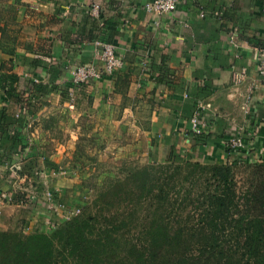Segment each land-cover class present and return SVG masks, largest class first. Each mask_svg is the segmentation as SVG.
Returning a JSON list of instances; mask_svg holds the SVG:
<instances>
[{"label": "crops", "instance_id": "0c3cea01", "mask_svg": "<svg viewBox=\"0 0 264 264\" xmlns=\"http://www.w3.org/2000/svg\"><path fill=\"white\" fill-rule=\"evenodd\" d=\"M149 1L0 0L5 23L0 46L9 35L13 52L0 58L19 76V91L27 95L28 81L34 78L56 85L40 95L32 117L68 110L70 68L92 61L95 40L105 39L115 45L123 65L112 76L76 90L74 113L81 115L80 121L86 115L104 135L118 128L117 135L127 136L128 142H147L149 149H157L158 160L171 146L183 155L192 151L193 142L190 118L181 113V106L189 99L187 91L208 81L211 93L196 100L206 132L215 138L204 146L203 160L228 162L231 154L225 147L235 134L263 158V85L254 47L264 44V0H181L174 12L162 15L145 11L143 4ZM92 3L100 5L102 27L90 16ZM162 63L171 70L169 81L184 82L182 90L157 82L153 68ZM243 68L246 76L236 82ZM121 96L136 101L119 103ZM5 103L0 97V107ZM14 108L16 114L23 110ZM26 118L28 128L29 113Z\"/></svg>", "mask_w": 264, "mask_h": 264}, {"label": "trees", "instance_id": "16d2710c", "mask_svg": "<svg viewBox=\"0 0 264 264\" xmlns=\"http://www.w3.org/2000/svg\"><path fill=\"white\" fill-rule=\"evenodd\" d=\"M4 27L0 14L3 35ZM3 52L13 53L11 48ZM155 72L158 83L183 89V81L168 80L171 70L163 63ZM35 79L28 81L24 95L9 61H0V97L6 101L0 107V166L12 169L14 160H21L26 117L35 114L40 95L56 89ZM211 86L203 81L187 91L181 113L191 118L196 100L209 95ZM80 87L70 83L69 100ZM15 105L24 111L16 114ZM205 128L188 132L191 152L180 155L171 146L158 164L109 179L94 200L80 206V215L51 233L0 231V264H264V157L250 164V178L238 185L232 166L247 159L232 154L228 162L204 161V146L215 141ZM225 149L229 154L235 150L229 144ZM0 198L10 205L25 202L24 193L12 186Z\"/></svg>", "mask_w": 264, "mask_h": 264}, {"label": "rangeland", "instance_id": "374dc122", "mask_svg": "<svg viewBox=\"0 0 264 264\" xmlns=\"http://www.w3.org/2000/svg\"><path fill=\"white\" fill-rule=\"evenodd\" d=\"M7 36L4 50L10 48ZM3 48H0V57L6 56ZM72 98L67 105L69 111L53 110L42 114L43 119L29 113L31 126L27 128L23 157L14 160L15 171L11 165L0 166V192H7L12 186L24 193L25 200L18 206L0 200V231L24 236L40 229L49 234L60 224L80 215L83 212L80 206L94 200L109 184V179L125 178L137 168L163 160H158L157 149H149L147 142H128L127 136L117 135L118 128L104 135L103 128H93L86 115L80 121L81 115L74 113L76 92ZM118 101L135 102L136 98L127 100L121 96ZM122 131L126 133L128 129L122 128ZM41 132L36 140L35 136ZM244 149L243 154L242 148L230 153L247 159L246 163L232 166L238 185H244L250 178V164L258 159L248 146ZM177 153L181 155L180 151Z\"/></svg>", "mask_w": 264, "mask_h": 264}, {"label": "built area", "instance_id": "2783aa9c", "mask_svg": "<svg viewBox=\"0 0 264 264\" xmlns=\"http://www.w3.org/2000/svg\"><path fill=\"white\" fill-rule=\"evenodd\" d=\"M181 0H151L143 4V8L148 13L162 15L174 12ZM101 8L98 3H92L90 6V16L94 18L99 27L103 26V20L100 14ZM95 52L92 61L77 64L70 68V80L74 85H82L89 81L100 80L107 75H111L115 70L119 69L123 65L122 58L117 54L115 45L108 42L105 39L95 40ZM255 53V67L257 74L261 78L263 85V100H264V44L254 47ZM142 67L145 68V63H142ZM246 76V68H243L240 73L235 76L236 82H241ZM36 80V79H35ZM72 97V92L70 93ZM190 124L192 130L199 133L207 125L204 119L199 118V106L194 111L190 118ZM240 135H236L235 138L232 136L228 140V144L233 149L245 148L247 144ZM246 145V146H245ZM73 214L75 212H72Z\"/></svg>", "mask_w": 264, "mask_h": 264}]
</instances>
